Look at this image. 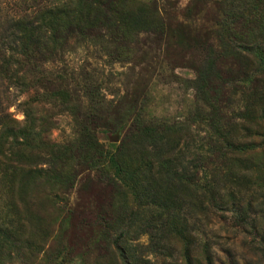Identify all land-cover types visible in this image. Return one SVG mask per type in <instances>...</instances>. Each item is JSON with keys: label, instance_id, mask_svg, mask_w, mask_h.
I'll use <instances>...</instances> for the list:
<instances>
[{"label": "rangeland", "instance_id": "1", "mask_svg": "<svg viewBox=\"0 0 264 264\" xmlns=\"http://www.w3.org/2000/svg\"><path fill=\"white\" fill-rule=\"evenodd\" d=\"M58 2L0 0V60L11 19ZM67 34L50 60L20 62L34 88L0 77L17 121L36 100L41 154L23 242L0 264H184V226L201 264L204 245L213 264H264L242 228H264V139L236 127L264 92V0H101Z\"/></svg>", "mask_w": 264, "mask_h": 264}, {"label": "trees", "instance_id": "2", "mask_svg": "<svg viewBox=\"0 0 264 264\" xmlns=\"http://www.w3.org/2000/svg\"><path fill=\"white\" fill-rule=\"evenodd\" d=\"M100 4L101 0H68V4L58 2L54 6L40 7L34 18L14 16L11 19V25L16 34L14 37L16 44L9 48L6 58L0 60V77L8 84L17 87L22 93L34 88L29 78L31 67L28 68L20 62H30L35 57L40 61L50 60L51 53L54 52V47L52 48L51 45L65 40L72 27L81 29L83 23L89 21ZM45 29H49L48 33ZM258 73L263 74L262 70L255 72L256 75ZM262 82L264 89V81ZM257 91L258 87H254L252 92L255 95L246 100L240 114L243 122L237 123L236 127L243 126L242 128L250 137L261 135L264 139V131H262L264 129V97H262L264 92ZM35 101L32 99L21 104L24 114L22 121H17L7 109L0 108V253L11 248H19L23 242L28 221L26 214L29 213L30 208L25 196L39 178V170L35 168L41 154L32 145L36 135L34 131L38 127L34 116ZM244 146L246 149L241 155L252 158L257 153L255 151L257 145L253 140L243 143L240 148ZM259 153L262 154L258 158L264 159V144L259 147ZM255 167L258 169V166ZM215 194L221 196L219 192ZM246 204L249 211H253L252 203ZM250 213L254 215L256 212ZM252 220L254 223L248 224L245 221L242 228L264 242V228L259 229L255 218ZM184 229L186 236L183 239L187 243L182 254L184 264H201L190 247V242L193 241L191 232L189 234L185 226ZM210 248L209 245L203 246L204 264H213Z\"/></svg>", "mask_w": 264, "mask_h": 264}]
</instances>
